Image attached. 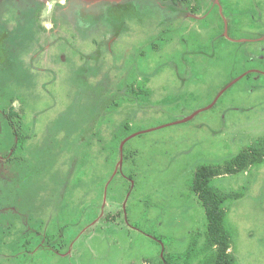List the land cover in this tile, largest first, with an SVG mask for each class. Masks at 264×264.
I'll use <instances>...</instances> for the list:
<instances>
[{
	"label": "rangeland",
	"instance_id": "rangeland-1",
	"mask_svg": "<svg viewBox=\"0 0 264 264\" xmlns=\"http://www.w3.org/2000/svg\"><path fill=\"white\" fill-rule=\"evenodd\" d=\"M78 1L0 43V264H204L194 175L264 139V0ZM210 186L237 264H264V160Z\"/></svg>",
	"mask_w": 264,
	"mask_h": 264
},
{
	"label": "trees",
	"instance_id": "trees-1",
	"mask_svg": "<svg viewBox=\"0 0 264 264\" xmlns=\"http://www.w3.org/2000/svg\"><path fill=\"white\" fill-rule=\"evenodd\" d=\"M138 3L140 0H131ZM147 2V0H144ZM149 1V0H148ZM163 4H170L178 6L179 0H160ZM60 4L55 7V13L59 9ZM116 6V5H114ZM118 7H121L117 5ZM116 6V7H117ZM99 8H97L98 11ZM108 8L106 6L101 10V13H107ZM122 9V8H121ZM54 13L55 26L58 27V18ZM36 15V13H35ZM100 15V14H95ZM4 39L7 42L9 34H5L0 30V43ZM1 56L3 57L2 53ZM1 68H5L4 61H0ZM5 120L8 123L10 129L17 137V143H15L9 153L4 157V162L8 164L14 161V154L19 150H24V146L27 140L22 134H19L21 125V115H19L13 109L5 114ZM264 160V139L256 141L248 150L239 154L232 161L225 164L223 167L217 166H202L197 170L192 181V190L197 195L202 207L204 208L207 216V232L206 243L203 247V254L205 255L204 264H237V260L233 255L232 239L230 233L225 228V202L234 197L232 194H228L224 191L214 189L210 186L211 179L226 174H234L239 171H245L252 165ZM195 246V245H194ZM193 246L192 251L195 252Z\"/></svg>",
	"mask_w": 264,
	"mask_h": 264
},
{
	"label": "flooded vegetation",
	"instance_id": "flooded-vegetation-1",
	"mask_svg": "<svg viewBox=\"0 0 264 264\" xmlns=\"http://www.w3.org/2000/svg\"><path fill=\"white\" fill-rule=\"evenodd\" d=\"M48 1L49 0H23V1L22 0H0V30L4 32L5 34H10V35H11V32H16L19 28L21 32L26 31L27 29H29L32 23L31 22L32 20H36V23H39V15H38L39 10L41 9L42 6H44V4L48 3ZM69 1L71 0H56L54 8L56 7L57 4L62 5V6H59V9L67 7L69 5ZM89 1L91 3L95 1V3L89 4L88 0L87 1L79 0L78 3L76 2V5L70 8L69 10L72 11V13H75L77 16H79L78 14L81 13L83 10L84 11L89 10V12H85V13L90 14L95 17L97 8L101 7L103 5L102 2L104 1H108L110 2V4H113V5L122 6V9L127 8V7L131 9L129 4L133 5L134 7L136 6V2L134 1L132 2L131 0H89ZM127 1H129V3H126ZM179 1H180V4L178 6H174L170 4H167V5L174 6L176 8L185 10L187 12L189 11L190 12L192 11L193 13L197 12V10L193 8L192 10H188L190 3H191L190 0H179ZM157 2L161 4L163 7L166 6V4L161 3L160 0H157ZM91 8L94 11L90 12ZM106 8H108L106 10L107 12H109V7H107V5H106ZM30 13H31V17H29ZM14 18L17 20L18 25L17 23L14 22L13 20ZM54 19L55 18H53V20ZM54 24H55V21H54ZM37 27L38 29H40L41 26L37 25ZM10 28H11V32L8 30ZM40 30L44 32H50V31H45L44 29H40ZM4 47H9V43L4 42Z\"/></svg>",
	"mask_w": 264,
	"mask_h": 264
},
{
	"label": "crops",
	"instance_id": "crops-1",
	"mask_svg": "<svg viewBox=\"0 0 264 264\" xmlns=\"http://www.w3.org/2000/svg\"><path fill=\"white\" fill-rule=\"evenodd\" d=\"M1 216V215H0ZM24 223H28V221L27 220H25V222ZM28 225H29V223H28Z\"/></svg>",
	"mask_w": 264,
	"mask_h": 264
}]
</instances>
